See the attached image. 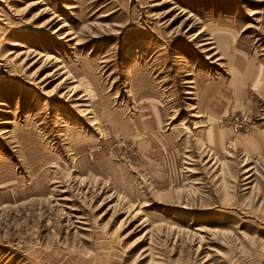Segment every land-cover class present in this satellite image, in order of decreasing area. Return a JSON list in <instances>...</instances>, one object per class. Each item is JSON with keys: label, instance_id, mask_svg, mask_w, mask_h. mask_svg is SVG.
Listing matches in <instances>:
<instances>
[{"label": "rangeland", "instance_id": "obj_1", "mask_svg": "<svg viewBox=\"0 0 264 264\" xmlns=\"http://www.w3.org/2000/svg\"><path fill=\"white\" fill-rule=\"evenodd\" d=\"M0 264H264V0H0Z\"/></svg>", "mask_w": 264, "mask_h": 264}]
</instances>
